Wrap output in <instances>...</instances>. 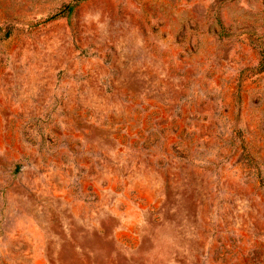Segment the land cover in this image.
<instances>
[{
  "label": "rangeland",
  "instance_id": "1",
  "mask_svg": "<svg viewBox=\"0 0 264 264\" xmlns=\"http://www.w3.org/2000/svg\"><path fill=\"white\" fill-rule=\"evenodd\" d=\"M0 264H264V0H0Z\"/></svg>",
  "mask_w": 264,
  "mask_h": 264
}]
</instances>
